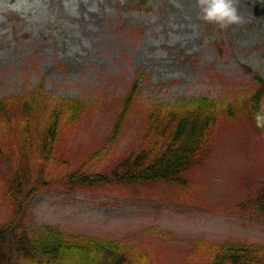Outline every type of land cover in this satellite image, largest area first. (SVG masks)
<instances>
[{
  "label": "rangeland",
  "instance_id": "rangeland-1",
  "mask_svg": "<svg viewBox=\"0 0 264 264\" xmlns=\"http://www.w3.org/2000/svg\"><path fill=\"white\" fill-rule=\"evenodd\" d=\"M194 5L195 0H0V97L27 94L42 84L50 97L89 102L83 119L60 138L57 161L27 163V175H19L25 186L35 179L45 184L26 205L21 225L124 239L151 250L148 264H195L200 256L190 251L197 238L264 243V217L236 207L252 184L248 180L264 177V139L246 122H222L211 156L187 174L185 188H82L69 182L76 171L109 170L132 144L141 125L136 117L112 144L105 139L137 72L146 107L198 95L233 100L256 83L255 73L264 79V0H237L241 23L227 29L200 22ZM6 170L0 164L5 179ZM176 188L178 194H170ZM1 193L0 185V228L10 216Z\"/></svg>",
  "mask_w": 264,
  "mask_h": 264
},
{
  "label": "trees",
  "instance_id": "trees-1",
  "mask_svg": "<svg viewBox=\"0 0 264 264\" xmlns=\"http://www.w3.org/2000/svg\"><path fill=\"white\" fill-rule=\"evenodd\" d=\"M139 75L137 72L121 99L105 139L107 145L112 144L127 120L136 117L141 125L132 144L109 170L89 175L76 171L70 173V183L82 188L148 183L185 188L187 174L211 156L224 120L246 122L264 139V128H256L253 119L264 107V79L258 73L256 83L247 91L236 92L233 100L198 95L176 103L155 101L150 107L140 102ZM88 107L83 98L50 97L42 84L27 94L0 97V164L7 169V179L0 173V185L10 214L0 228V264H148L151 250L124 239L50 225L31 229L20 223L26 205L45 184L35 179L25 186L19 175L28 173L27 163H55L60 138L83 119ZM61 161L64 163L63 158ZM12 163H19L20 169H14ZM42 169L40 164L39 172ZM249 183L236 207L256 218L264 217V177L250 178ZM175 191L170 194H178L179 189ZM190 254L200 256L195 264H264V243L243 239L207 243L197 238Z\"/></svg>",
  "mask_w": 264,
  "mask_h": 264
},
{
  "label": "clouds",
  "instance_id": "clouds-1",
  "mask_svg": "<svg viewBox=\"0 0 264 264\" xmlns=\"http://www.w3.org/2000/svg\"><path fill=\"white\" fill-rule=\"evenodd\" d=\"M237 0H195L197 19L205 24H215L220 29H227L241 23L237 11ZM199 24L194 25L198 29ZM256 128H264V107L254 114Z\"/></svg>",
  "mask_w": 264,
  "mask_h": 264
}]
</instances>
